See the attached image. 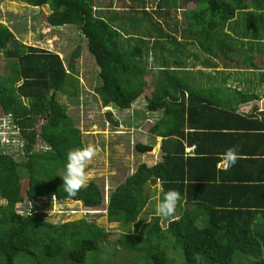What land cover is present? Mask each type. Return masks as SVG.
Wrapping results in <instances>:
<instances>
[{
  "label": "trees",
  "instance_id": "obj_1",
  "mask_svg": "<svg viewBox=\"0 0 264 264\" xmlns=\"http://www.w3.org/2000/svg\"><path fill=\"white\" fill-rule=\"evenodd\" d=\"M7 1L38 8L47 5L50 27L75 26L80 31L98 67L99 84L93 91L102 107L129 109L144 93L149 72L152 91L145 98L146 108L161 112L149 133L164 139V154L152 166L139 164L108 195L107 222L135 224V234L121 233L114 239L93 221L80 219L72 227L17 212V204L38 198L72 200L96 209L103 206L104 196L92 183L69 197L60 174L65 172L67 152L83 147L80 130L72 125L66 106L55 99L60 92L78 105L74 65L69 63L66 70L55 53L22 44L0 23V52L10 70L0 78V108L3 116H11L14 134L7 137L17 142L21 151L16 155L22 158L17 161L0 148V264H15L21 256L41 260L37 264H96L103 250L140 252L141 263L133 264H171L170 249L181 258L174 264H264V184H252L251 177L240 175L238 180L225 177L226 171L216 168L221 154L244 138L257 133L255 141H264V112L258 113L261 119L254 113L236 112L238 105L264 99V68L254 63L255 52L264 56V0H193L194 8L183 11L185 27H171L172 32L163 29L144 7L141 14L147 25L142 27L141 20L94 9V0ZM188 1L159 0L156 13L167 16ZM232 22L237 25L231 29ZM178 33L183 41L177 40ZM193 44L206 56L203 67L214 68L211 60L220 59L227 70L251 69L261 94L253 92L254 82L249 79L242 81V89L240 84L230 89L216 81L208 84V73L195 71L191 76L186 61L198 59L186 51V45ZM150 55L163 71H151ZM237 55L242 56L240 61ZM227 74L223 82L230 77ZM38 122L42 124L36 132ZM37 140L45 150L35 149ZM192 145L193 156H185L184 148ZM135 148L141 154L152 150L150 145ZM23 179H27L25 200L19 193ZM151 180L160 183L162 196L170 189L179 191L178 206L187 207L165 228L158 216L138 224L148 203L145 187ZM245 196L256 200L246 203ZM201 218H205L202 228L196 225ZM103 259L104 264H116Z\"/></svg>",
  "mask_w": 264,
  "mask_h": 264
},
{
  "label": "rangeland",
  "instance_id": "obj_2",
  "mask_svg": "<svg viewBox=\"0 0 264 264\" xmlns=\"http://www.w3.org/2000/svg\"><path fill=\"white\" fill-rule=\"evenodd\" d=\"M158 2L159 0H94V9L103 10L104 13H108L107 15L111 12H115L124 17L134 18L138 21L141 20V25L143 27L147 25L145 21L143 22L144 16L141 14L144 7L151 18L160 22L163 29H166L167 32H172L170 31L171 27H185L183 11L185 9L192 10L195 6L193 0H189L187 3H180L179 9H171L167 16L161 15L160 17L156 13L159 11L157 6ZM49 13L50 10L47 5L37 8L28 6L21 1L11 2L0 0V23L6 25L19 42L31 48L55 53L61 59L66 70L69 63L74 65L75 73H77L79 79L78 105L73 103V98L71 99L60 92L55 94V99L60 104L66 106L72 125L80 130L82 146L84 147L88 144H92L97 149V156L87 168L89 181L86 187H91L92 183L98 186L103 193L104 204H102V207L95 210H89L83 207L82 203L72 200L57 202L55 199L38 198L32 203L22 201L16 205V210L19 213L30 212L38 215L42 220L52 224L67 223L69 226L72 225V227H74L75 223L80 219H85L88 222L93 221L98 227L111 233L109 238L115 239L119 237L121 233L135 234V224L126 226L121 223H109L107 222L105 211L109 193L119 183H122L127 176H130L139 164L145 163L147 166H152L161 160V151L159 152L154 149L151 152L141 154L138 153L135 148L136 144L153 145L155 139L148 133V130L155 119L161 116L160 111L151 112L146 108L145 98L152 91L150 73L147 72L145 77L147 85L144 89V93L139 99L132 103L130 109L120 110L112 105L106 108L102 107L99 97L96 96L93 91L94 87L99 84L97 77L98 67L93 57L88 52L86 39L75 26H63L59 28L50 27L46 22V16ZM237 18H239V16H237ZM236 25V23L234 24V22H232L230 25L231 29L232 27H236ZM179 33L176 34L177 40H182ZM134 43L135 42H132V44ZM166 45L172 47L168 43ZM186 51L196 55L198 59L196 63L193 58L187 59V66L195 67L196 71L201 70L203 73L210 74L211 81H209L208 84H211L212 81L222 83L224 76H228V74H223L221 72H218L220 73L218 75L216 74L217 71H224V73L228 72L226 70H221V68L224 69V67H222L223 62L220 59L211 60V63L216 64L214 68H206L201 65V62L205 60L206 56L201 53L196 45H186ZM240 55H243V53L240 52ZM240 55L235 56L237 61L242 59ZM254 60L257 68H264V56H260L255 52ZM193 64H195V66H193ZM8 65L9 61L6 60L0 52V78L9 74L10 70ZM247 70H249L247 71L249 74H252L251 72L253 71L251 69ZM233 74L232 72L231 75L233 76ZM195 75V73L191 74V76ZM247 75L248 74L245 72L240 73L242 78H247L254 82L253 92L261 94V89L255 86L256 78H253L252 75L248 78ZM198 79L200 78L197 76L196 80ZM236 79L240 81L241 78L237 77ZM224 85L229 86L230 89L233 88L232 83L227 82L224 83ZM21 102L22 105H27L25 99H21ZM252 108L264 110V99L260 98L240 107L239 112L247 114ZM108 113L110 115H108ZM10 123V118L3 116L0 108V148L3 147V152L12 155L17 161H21L22 158L16 155L21 151L17 149V142L15 140L9 142L8 137L3 139ZM41 124L42 122H38L37 126H35L36 132L39 130ZM8 142L9 144L6 145ZM35 149L45 150V147L37 140ZM64 173L65 172H60L61 177H63ZM26 187L27 179H23L19 191L20 195L23 197L25 196ZM145 191L148 196V203L139 216L138 224L140 225L152 222V218L157 216L155 214V206L162 199L161 186L158 181H149L145 187ZM23 199L25 200V197ZM2 203L3 202L0 201V204ZM180 205L181 206H178L177 204L174 217L165 219L158 216L162 228L166 227L169 220L178 218L182 210L187 208L186 206L183 207L182 204ZM201 219L202 222L197 221L196 223L200 228L204 227V225L201 224H203L205 218ZM104 246L106 249L110 247L108 244ZM169 247L170 245L168 248ZM87 256L90 258L91 254ZM168 256L171 259V264L181 259L172 249L168 251ZM104 257L108 260L111 259L116 264H133L135 262H140V252L128 253L127 251H121L112 254L110 251L103 250V252L99 253L97 258H95L96 264H104L106 262V260L103 259ZM33 259V257L21 256V258L18 257L15 260V264H37V262L41 261L37 260L36 262V260Z\"/></svg>",
  "mask_w": 264,
  "mask_h": 264
},
{
  "label": "clouds",
  "instance_id": "obj_3",
  "mask_svg": "<svg viewBox=\"0 0 264 264\" xmlns=\"http://www.w3.org/2000/svg\"><path fill=\"white\" fill-rule=\"evenodd\" d=\"M148 63L150 65L151 71H153L154 73L158 74L160 71L164 70L162 66L155 63L154 57H152L151 55L148 57ZM9 117L11 116L7 115V118ZM11 124L12 122L10 123L9 127L7 126L8 128L6 131V135H4L3 139H5L9 134L10 135L14 134V126H12ZM97 154H98L97 149L92 144H88L84 147L72 149L67 152L66 163L64 165L65 173L62 177V181H63L64 191L67 193L69 197H73L77 195V193L82 188H85L87 186L89 181L87 168L89 164L93 161V159L97 156ZM240 158L241 157L239 155L237 147H230L226 149L223 154H221L220 163L218 166L222 167L223 170L227 171L229 168L233 167ZM180 200H181V194L179 191L175 189H170L166 192H163L162 199L155 206V214L165 219L174 217L176 213L177 204ZM107 204H108V199H107ZM89 210H95V209H89Z\"/></svg>",
  "mask_w": 264,
  "mask_h": 264
},
{
  "label": "crops",
  "instance_id": "obj_4",
  "mask_svg": "<svg viewBox=\"0 0 264 264\" xmlns=\"http://www.w3.org/2000/svg\"><path fill=\"white\" fill-rule=\"evenodd\" d=\"M263 66H264V64H263ZM187 70H189L192 73H194L196 71L195 67L193 68L192 66L188 67ZM221 70H226V71L230 72V77L227 79L226 82H222L221 84L223 86H225L224 83H227V82L232 83V85H233L232 89H235V88L239 87V84H240V88L242 89V87L245 85L244 82H242V81L247 79V78H242V76H240V73H238L239 71L241 73H244V72L247 73L248 74L247 75L248 78H250L251 75H252L253 78H256L255 77L256 73L249 74L247 72L249 70H246L244 68H241L238 72H237V70H238L237 68L236 69H228V70L221 68ZM244 70H246V71H244ZM199 71H201V70H199ZM217 72H223V74H227L228 73V72L224 73V71H217ZM232 72L234 73L233 76L235 75L234 77L231 75ZM237 77L241 78L240 81L238 79H236ZM225 87H229V86H225ZM249 103H251V102H249ZM249 103H244V104L238 105V108H237L236 112L238 114H240V115H247V114H250V113H254V114L257 115L256 118L261 119L258 113L259 112H264V110H259L258 108H255V109H257L256 111H254V108H252L251 111L248 112L247 114L246 113L243 114V113L239 112V108L240 107H242L244 105H247ZM160 117L158 119H155V121L153 122L152 126L160 119ZM150 128H149V130H150ZM149 130H148V133L150 132ZM151 136L154 137L155 140L153 141V145H150V144H148V145H150L152 147V150L155 149L156 151H159V152L161 151V153L163 155L164 153H163V151L161 149V146H162V142H163L164 139L161 138V137H156L155 135H151ZM255 137H258L257 133H254L253 135L249 136L248 138H244L241 143H239L236 146H234V147H237L239 155H240L241 158H240L239 161L236 162V164L233 167L229 168L225 172V174H223L225 177H232L233 176V177L236 178V180H238L237 177H238V175H240L243 179H247V178L251 177L252 178V181H251L252 184H256V185L264 184V155H263L264 141L257 142V141H255V139H256ZM189 148H191V150L192 149L194 150V145L186 146L184 148L185 156L192 157L193 156V150L189 151ZM242 161H247V162H242ZM219 163L216 166L217 170L225 171V170L222 169V167L218 166ZM228 179H230V178H228ZM232 182H236V181H232ZM243 198H244L246 203L253 202V201L256 200V198L254 196H251V197L245 196Z\"/></svg>",
  "mask_w": 264,
  "mask_h": 264
},
{
  "label": "built area",
  "instance_id": "obj_5",
  "mask_svg": "<svg viewBox=\"0 0 264 264\" xmlns=\"http://www.w3.org/2000/svg\"><path fill=\"white\" fill-rule=\"evenodd\" d=\"M191 149H189V151H190Z\"/></svg>",
  "mask_w": 264,
  "mask_h": 264
}]
</instances>
